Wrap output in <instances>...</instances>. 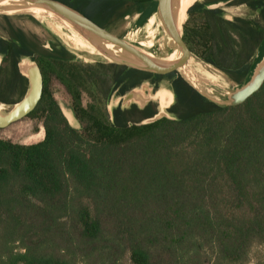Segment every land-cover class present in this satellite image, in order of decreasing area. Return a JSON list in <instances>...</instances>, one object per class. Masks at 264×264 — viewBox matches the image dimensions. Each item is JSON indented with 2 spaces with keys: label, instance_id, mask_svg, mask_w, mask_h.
<instances>
[{
  "label": "trees",
  "instance_id": "obj_1",
  "mask_svg": "<svg viewBox=\"0 0 264 264\" xmlns=\"http://www.w3.org/2000/svg\"><path fill=\"white\" fill-rule=\"evenodd\" d=\"M57 1L109 30L153 0ZM242 3L254 17L227 19L223 8L198 2L182 20L173 16L192 56L236 84L264 38V0L228 5ZM22 18L40 25L30 15H0V103L21 99L27 80L17 63L35 60L43 90L26 117L43 137L29 144L0 137V264H264L252 251L264 250V83L244 102L219 106L176 70L84 62L50 33L46 48L15 23ZM144 80L155 89L167 81L174 119L138 124L156 113L154 102L118 105L111 119V96ZM52 81L69 96L78 128Z\"/></svg>",
  "mask_w": 264,
  "mask_h": 264
},
{
  "label": "water",
  "instance_id": "obj_2",
  "mask_svg": "<svg viewBox=\"0 0 264 264\" xmlns=\"http://www.w3.org/2000/svg\"><path fill=\"white\" fill-rule=\"evenodd\" d=\"M195 2L202 4L203 9L211 10L224 8L233 2V0H216L213 2L196 0ZM172 4L173 0H153L149 6L146 7L148 12L150 10H156L164 30L172 41L171 47L179 53L176 58L169 60L160 55L156 56L151 53L143 52L138 49V47L125 41L123 37L112 34L109 30L100 27L79 11L57 0H0V15H30L35 18L33 15L26 13V10L42 9L63 21L74 33L85 41L94 51V54L97 55L93 57V60L90 59L89 61L115 63L125 65L128 68H136L160 75L176 70L201 95L219 106L240 104L261 88L264 83V38L255 53V61L247 78L241 84H236L232 90L228 91L223 100L219 101L210 97L188 81L179 72V68L186 63L187 59L191 57L192 54L182 39L183 24L181 30H178L176 27L173 18ZM144 10L141 12L143 13ZM130 16L131 15L128 14L123 18L125 19ZM224 17L228 19L230 16L224 15ZM232 18L233 16L229 19ZM35 19L37 20V18ZM38 22L41 23L40 21ZM44 47L50 48L48 40L44 43ZM87 54L90 56L88 51ZM2 59L3 55L0 54V65ZM17 68L19 73L26 78L27 88L24 95L16 103H1L5 108H0V128L7 127L26 117L36 107L42 95L43 77L38 63L29 56H22L17 63ZM148 88L151 89V92L146 94L145 92ZM160 88L166 87H158L155 89L152 83L148 80H144L123 95H112L106 104L109 117L112 119V110L118 105L124 109L135 104L139 109H143L149 102H154L157 108L156 113L151 117L140 120L138 124H149L163 117L174 119V116L167 111L174 102V93L168 87L166 88L172 93V101L169 105L161 108L158 99L155 97V94ZM115 97L119 98L118 102L110 107L109 102Z\"/></svg>",
  "mask_w": 264,
  "mask_h": 264
},
{
  "label": "rangeland",
  "instance_id": "obj_3",
  "mask_svg": "<svg viewBox=\"0 0 264 264\" xmlns=\"http://www.w3.org/2000/svg\"><path fill=\"white\" fill-rule=\"evenodd\" d=\"M196 0H194L195 2ZM147 10L145 9L144 12H136L133 13L130 17H126L125 19L123 18L122 20L114 23L110 27V32L114 35H117L119 37H123L126 39L129 34H138V40L141 39H147L146 36L142 35V30L141 27L145 26L146 21L148 20L150 13L146 12ZM224 15L226 16H242V17H254L256 12L252 11L248 7L244 5H239V4H233L230 6H226L223 8ZM28 14L33 15L30 12H27ZM16 16V15H15ZM35 18H37L35 15H33ZM38 21L41 22L39 18H37ZM15 23L22 27L23 29L33 32L37 34V36L44 40L46 42L50 37L49 33L56 37L57 40L65 46L67 49H69L71 52H73L76 56L81 61L84 62H91L89 61L90 59L93 60L91 56L87 54L86 50H77L75 48H72L69 46L67 41H65V36L62 37L61 33L59 31L54 30L51 26H49L46 21H42L40 25H36L32 21L28 19H15ZM181 27V26H180ZM139 31V32H138ZM158 32V26L156 24L153 25L152 29L150 30L149 38L151 40L157 42V44H154L156 48L159 50L161 55L166 56V44L167 40L169 38L168 34L166 31H160ZM148 52L151 54H154L156 56L160 55L159 52L155 50V47L151 45L148 49ZM193 57L198 63H200L202 66L207 68L209 72L211 71L212 75L215 77V83H204L203 79H200V77L197 74H193L190 78V81L196 88L201 90L203 93L209 95L212 98H215L219 101L223 100L225 98V95L228 91L232 90L235 86L236 83L231 80L225 73L221 72L220 70L216 69L215 67L200 61L194 56ZM94 62V61H93ZM158 87H168L167 86V81L166 80H161L158 83ZM49 89L53 95V97L57 100L59 103L63 113L67 117L69 123L75 127L78 128L79 125L75 121L71 108H70V98L66 94L65 90L61 85L56 83L55 81H52L49 85ZM151 89L148 88L146 90V94L150 93ZM119 98H112L111 101L109 102V106L112 107L118 102ZM0 108L4 109L5 107L0 103ZM70 116V117H69ZM36 120L33 118L29 117H24L10 125L4 128H0V137L4 139H9L14 142H19V143H35L38 142L42 139L43 137V130L40 128L38 132L34 133L33 128L36 125ZM253 254H259L264 258V250L260 246H254L253 249Z\"/></svg>",
  "mask_w": 264,
  "mask_h": 264
},
{
  "label": "bare ground",
  "instance_id": "obj_4",
  "mask_svg": "<svg viewBox=\"0 0 264 264\" xmlns=\"http://www.w3.org/2000/svg\"><path fill=\"white\" fill-rule=\"evenodd\" d=\"M194 3V0H173L172 4V12L173 16L176 13L182 14L181 20L183 16L187 13L188 8ZM27 12L32 13L37 18L42 21H46V23L51 26L54 30L59 31L61 36L65 38V41L69 44L70 47L75 48L77 50H86L89 52L90 56L96 57L97 55L94 54V51L85 43V41L80 38L76 33H74L69 26H67L63 21L56 18L55 16L51 15L50 13L42 10V9H29L26 10ZM152 10H150L151 12ZM179 16V15H178ZM156 24L158 26V32L165 31L162 23L160 22L156 10H153L150 14L148 20L145 23V26L141 27L139 31L142 30V35L146 36L147 39L138 40V34H129V36L124 39L128 43L137 46L140 43H144L146 41H150L152 37L149 38L150 30L152 29L153 25ZM138 31V32H139ZM172 41L170 37L167 40L166 44V56L167 60L176 58L178 56V52L175 51L172 47ZM179 72L188 80L192 78L193 74H197L200 79L204 80V83H211L214 84V76L212 75L211 71L200 63H198L193 57H189L186 63L179 68ZM155 97L159 101V105L161 108L169 105L172 101V93L170 90L166 88H160L158 92L155 94ZM70 117V116H69Z\"/></svg>",
  "mask_w": 264,
  "mask_h": 264
},
{
  "label": "flooded vegetation",
  "instance_id": "obj_5",
  "mask_svg": "<svg viewBox=\"0 0 264 264\" xmlns=\"http://www.w3.org/2000/svg\"><path fill=\"white\" fill-rule=\"evenodd\" d=\"M239 5H244V6H246V5L243 4V3H242V4H239ZM227 6H230V5H227ZM246 7H247V6H246ZM109 30H110V27H109ZM150 44L153 45V46L155 47V50L159 52V50H158V49L156 48V46L154 45V44H157V42H155V41H153V40H150ZM137 46H138V45H137ZM137 46H136V47H137ZM142 49H143V48H140V50H142ZM159 53H160V52H159ZM160 55H161V53H160ZM161 56H162V55H161Z\"/></svg>",
  "mask_w": 264,
  "mask_h": 264
},
{
  "label": "crops",
  "instance_id": "obj_6",
  "mask_svg": "<svg viewBox=\"0 0 264 264\" xmlns=\"http://www.w3.org/2000/svg\"><path fill=\"white\" fill-rule=\"evenodd\" d=\"M230 17H228V19H229Z\"/></svg>",
  "mask_w": 264,
  "mask_h": 264
}]
</instances>
